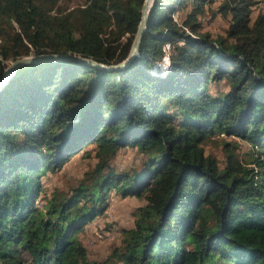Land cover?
Segmentation results:
<instances>
[{
  "label": "trees",
  "instance_id": "trees-1",
  "mask_svg": "<svg viewBox=\"0 0 264 264\" xmlns=\"http://www.w3.org/2000/svg\"><path fill=\"white\" fill-rule=\"evenodd\" d=\"M214 1L152 0L119 71L70 60L15 70L0 89V264H264V13L251 21L255 0ZM141 3L0 0V80L26 56L121 62ZM206 12L227 18L223 35L202 31ZM219 82L226 90L212 93ZM214 134L221 167L202 148ZM126 148L139 165L116 171ZM78 153H93L91 169L38 208L40 178ZM110 190L145 203L108 257L90 261L77 234Z\"/></svg>",
  "mask_w": 264,
  "mask_h": 264
},
{
  "label": "rangeland",
  "instance_id": "rangeland-1",
  "mask_svg": "<svg viewBox=\"0 0 264 264\" xmlns=\"http://www.w3.org/2000/svg\"><path fill=\"white\" fill-rule=\"evenodd\" d=\"M68 2V6L75 5L80 0H61ZM219 0L209 3L210 8H215ZM255 5L250 13L251 21L258 13H264V0H255ZM183 9H175L172 12V17L177 19L183 14ZM201 28L203 32H208L213 38L223 35V31L227 26V18L221 17L219 14L211 16L206 12L200 18ZM162 63V62H161ZM161 63L159 65H161ZM161 68V67H160ZM162 71L164 69L161 68ZM159 70L157 69L156 72ZM2 78V77H1ZM226 84L219 82L210 85L212 93H219L226 90ZM222 137L216 134L210 136L202 143V148L205 155L214 156L221 167L224 162L222 152L221 139ZM228 140V139H227ZM239 148L236 152L240 161L245 160V153L249 147L242 141H238ZM93 153L90 158L78 153L71 157L59 171L54 173L46 171L40 178L43 187V192L37 198L35 205L40 208L44 201V196L48 197L53 191L66 192L72 187H75L79 180L83 177L84 172L91 169L94 164ZM141 155L134 148H126L120 150L112 159L113 167L116 171H128L134 167H138ZM145 203L143 196L121 197L114 190H110L104 206L103 212L77 234V238L86 250L87 258L90 261H104L111 250L119 245L121 239V230L133 228L134 212L143 206ZM27 259V257H25Z\"/></svg>",
  "mask_w": 264,
  "mask_h": 264
},
{
  "label": "water",
  "instance_id": "water-1",
  "mask_svg": "<svg viewBox=\"0 0 264 264\" xmlns=\"http://www.w3.org/2000/svg\"><path fill=\"white\" fill-rule=\"evenodd\" d=\"M152 0H142L141 6H140V16H139V22L137 25V29L135 32V35L133 37L130 49L128 51V54L125 59H123L121 62L114 64V65H104L97 62H94L90 59H84L80 58L74 55H59V54H42V55H36V56H26L19 59H16L12 62H10L5 69L3 70L2 78L0 80V89L6 84L9 78L14 74L15 70L26 64H34V63H43V62H51V61H58V60H70V61H76L80 62L86 65H89L91 67H94L96 69H101L104 71H119L121 69H124L126 66H128L133 58L137 56V51L139 48V44L141 42V39L143 37L144 31H145V22L147 18V14L149 11V7Z\"/></svg>",
  "mask_w": 264,
  "mask_h": 264
}]
</instances>
